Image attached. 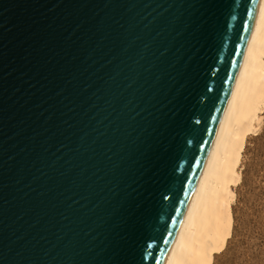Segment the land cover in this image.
I'll use <instances>...</instances> for the list:
<instances>
[{
    "label": "water",
    "instance_id": "obj_1",
    "mask_svg": "<svg viewBox=\"0 0 264 264\" xmlns=\"http://www.w3.org/2000/svg\"><path fill=\"white\" fill-rule=\"evenodd\" d=\"M260 0H0V264H167Z\"/></svg>",
    "mask_w": 264,
    "mask_h": 264
},
{
    "label": "bare ground",
    "instance_id": "obj_2",
    "mask_svg": "<svg viewBox=\"0 0 264 264\" xmlns=\"http://www.w3.org/2000/svg\"><path fill=\"white\" fill-rule=\"evenodd\" d=\"M264 119V0L167 264H214L233 234L236 186L250 134Z\"/></svg>",
    "mask_w": 264,
    "mask_h": 264
},
{
    "label": "rangeland",
    "instance_id": "obj_3",
    "mask_svg": "<svg viewBox=\"0 0 264 264\" xmlns=\"http://www.w3.org/2000/svg\"><path fill=\"white\" fill-rule=\"evenodd\" d=\"M242 163L233 234L214 264H264V119L249 135Z\"/></svg>",
    "mask_w": 264,
    "mask_h": 264
}]
</instances>
